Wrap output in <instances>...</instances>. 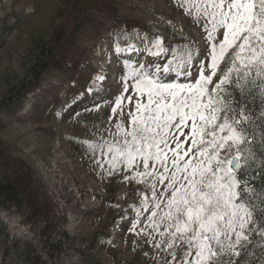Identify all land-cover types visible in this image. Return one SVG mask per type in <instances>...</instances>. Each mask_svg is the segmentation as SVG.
<instances>
[{
	"label": "rangeland",
	"instance_id": "obj_1",
	"mask_svg": "<svg viewBox=\"0 0 264 264\" xmlns=\"http://www.w3.org/2000/svg\"><path fill=\"white\" fill-rule=\"evenodd\" d=\"M210 2L0 0V179L4 181L9 169L18 171L30 191L29 201L18 196L13 205L0 196V264H181L194 258V249L191 257L185 255L188 244L176 233L175 213L169 217L167 201L172 183L179 187L198 182L200 168L214 169L216 159L235 155L225 146L214 156V137L219 143L227 135L217 127L224 112L215 122H197L196 145L191 119L180 132L163 129V138L155 140L158 147L152 148L161 156L149 155L145 168L148 149L136 153L129 136L137 126L133 116L138 95L125 94L116 113L111 100L104 101L120 94L124 78L132 82L133 71L141 66L163 82L199 79L200 62L210 63L212 45L218 51L223 38L209 15ZM46 46L58 57V65L30 70L35 53ZM235 51L228 49L218 60L216 74L205 85V104L211 97L216 107H224L222 91L213 89L228 71L226 58L235 70L244 62H233ZM27 71V82L17 88ZM35 74L38 85L23 94ZM205 74L211 75L207 67ZM97 76L105 77L103 91L79 98ZM97 102L99 108L85 111ZM142 102H147L146 95ZM201 111L209 118L213 114L211 108ZM177 140L179 171L172 163ZM206 175L212 179L211 171ZM252 235L249 242H241L246 250L235 264H264V239ZM236 257L226 250L216 264H233Z\"/></svg>",
	"mask_w": 264,
	"mask_h": 264
},
{
	"label": "snow or ice",
	"instance_id": "obj_2",
	"mask_svg": "<svg viewBox=\"0 0 264 264\" xmlns=\"http://www.w3.org/2000/svg\"><path fill=\"white\" fill-rule=\"evenodd\" d=\"M212 9L209 13L214 25L223 30V38L217 45H212L210 63L201 61L199 65V79L194 83L185 82H163L158 79L155 73L144 71L143 66L139 72L133 71L132 82H127L124 78L122 92L116 94L114 99L107 97L115 105L112 112L116 113L118 108H122L125 94L135 92L139 99L136 102L137 114L133 116V123L136 128L129 133L132 143L135 144L136 153L144 154V166H149V155L160 158L161 152L152 153L156 138H163V129L174 127L180 132L186 120H192V144L198 142L197 122H204L210 119L215 122L219 119V113L224 112L223 122L217 127L220 132H227V135L220 137V142L213 140L214 156L218 150L227 146L235 151L231 159L224 161L216 159L214 169L200 168L201 179L189 180L186 185L176 186L172 183L173 191L171 198L167 201L169 217L172 210L175 213L176 233H179L181 240L187 241L188 252L181 264H216L219 256L226 250L233 252L235 256L240 255L239 249L243 247L242 241L249 242L251 234L258 235L264 239V185L259 193L248 179L238 176L239 170L245 165L251 168L257 162V152L249 145L253 144V138L246 130V125L253 119L250 113L245 111L243 105L237 110L231 104H225L223 108L215 106L211 97L207 104L204 103L205 85L212 81V76L216 74L218 60L223 58L228 49H236L235 59L244 61L236 69V87L243 89L251 84L256 89H261V84L257 81H264V0H211L207 5ZM208 39L212 40L209 33ZM155 43L159 45L160 39ZM129 51L131 48L128 49ZM122 50L117 47L116 54L119 56ZM211 71V75L205 74V68ZM253 69H255L253 77ZM165 72L168 68L165 67ZM231 70L225 71L221 75L220 82L213 89V92L223 91V85L231 84ZM105 77L97 76L86 93L77 94L79 98L85 95H98L103 88L101 81ZM147 102L143 103L145 97ZM201 98L197 103V98ZM132 100L133 97L128 95ZM79 102V99L76 101ZM100 102L93 103L85 111L99 108ZM201 108H211L212 116L206 117ZM143 113V115H140ZM229 113L231 117L229 118ZM175 121V123H173ZM143 125V126H140ZM128 144V141H125ZM203 143V142H201ZM264 144V138L261 139ZM193 151L192 148L188 149ZM175 156L173 166L177 171L180 165L177 160L181 157V143L179 140L175 144ZM197 155H201L199 148ZM129 157H132L131 144H129ZM187 155V153H184ZM244 161V164L241 161ZM161 164H165L161 160ZM187 165H185V170ZM211 171L212 179H208L207 172ZM257 171L264 175V154L260 159ZM195 175V170L193 171ZM175 177H173V180ZM163 182V177L161 178ZM259 201V203H257ZM159 207V205H157ZM155 215V213L153 214ZM135 229V222L131 223ZM175 235V233H173ZM173 260H176L173 255Z\"/></svg>",
	"mask_w": 264,
	"mask_h": 264
},
{
	"label": "trees",
	"instance_id": "obj_3",
	"mask_svg": "<svg viewBox=\"0 0 264 264\" xmlns=\"http://www.w3.org/2000/svg\"><path fill=\"white\" fill-rule=\"evenodd\" d=\"M52 48L46 46L42 48L40 51L36 52L34 55V61L30 66V70L33 69L34 66H40L41 69H46L47 66H57L58 65V57L51 52ZM234 64V63H233ZM226 70H231L230 79L232 81L231 84H226L222 91V103L231 104L235 109H239L241 105L245 108V111L250 113L253 119L250 121L248 125H246V130L249 135L253 138V144L247 147L252 148L257 152V162L251 168L245 165L238 172V176L248 179L251 184L256 189V192L259 193L261 190V186L264 185V175H261L260 171H257L260 164V159L262 154H264V144L261 143V139L264 138V109L262 108V91L256 89L253 85L249 84L243 89H238L236 85V70L234 65L231 64L230 58H226L224 64ZM27 71L17 83V88L22 86L24 82H27V78H29ZM253 72V77H254ZM37 76L33 75L28 83V86L23 90V94H26L29 91H32L37 85ZM261 84L260 81H257ZM15 89V87H14ZM261 91V92H260ZM244 164V161H241ZM9 169L6 173V177L3 180L0 179V196L6 204L13 205L15 204V200H18V196L20 200L29 201L30 200V191L27 187L26 182L20 178V175L15 171ZM19 201V200H18ZM259 203V201H257ZM37 209H41V207H37ZM255 238L258 241H263L258 235ZM253 235L251 236V238ZM253 246V245H250ZM252 248V247H251ZM245 247L241 248L240 255L236 257V260L233 264L238 262V260L242 259V254L245 251Z\"/></svg>",
	"mask_w": 264,
	"mask_h": 264
}]
</instances>
